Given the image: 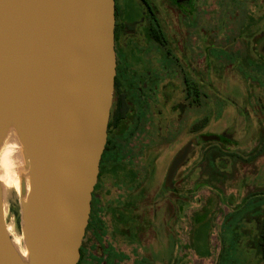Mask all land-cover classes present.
<instances>
[{"label":"rangeland","instance_id":"obj_1","mask_svg":"<svg viewBox=\"0 0 264 264\" xmlns=\"http://www.w3.org/2000/svg\"><path fill=\"white\" fill-rule=\"evenodd\" d=\"M151 2L171 56L148 37L136 0H118L136 22L115 48L137 107L126 120V167L121 156L124 168L103 176L80 264H264V0H195L191 22L167 0ZM189 140L170 192L166 170ZM6 202L21 236L15 192Z\"/></svg>","mask_w":264,"mask_h":264},{"label":"water","instance_id":"obj_2","mask_svg":"<svg viewBox=\"0 0 264 264\" xmlns=\"http://www.w3.org/2000/svg\"><path fill=\"white\" fill-rule=\"evenodd\" d=\"M113 29L114 0H0V144L14 130L22 147L27 251L6 232L0 183V264H78L107 138ZM193 144L175 154L167 187Z\"/></svg>","mask_w":264,"mask_h":264},{"label":"flooded vegetation","instance_id":"obj_3","mask_svg":"<svg viewBox=\"0 0 264 264\" xmlns=\"http://www.w3.org/2000/svg\"><path fill=\"white\" fill-rule=\"evenodd\" d=\"M137 4L141 8V13L145 15L144 19L147 20V28L146 32L148 37L151 39L149 34L151 33V29L154 26L153 18L155 19L156 28L163 34L160 18L158 16V9L157 7L152 4L151 0H136ZM170 3L175 11H177L178 15L182 16L188 22H191L194 19L195 15V0H167ZM149 7L151 10L147 9ZM135 11L131 13L132 17L134 16ZM126 11L122 13V9L118 4V0H114V52H115V77H114V86H113V93H112V102L109 111V118L107 123V138L106 144L103 150V153L100 158L99 162V172L97 177V182L93 188V192L91 194V202H90V214H89V221L91 220V214L93 211V203L97 201V198L100 197V192L103 190L104 181L103 176L107 175L108 170H112L113 168H118L123 166L120 159L117 161L118 158L121 156L123 157V162L125 163L126 167V120L127 117L131 112H134L136 109V100L132 98L129 94L128 87H126V72H125V60L121 58V55L117 54V50L115 48V44L120 36H126L127 33L133 32L134 27L136 25L135 21H126ZM164 35V34H163ZM165 37V36H164ZM166 39V38H165ZM153 42L157 43L161 47H163L158 42L151 39ZM167 43V40H166ZM168 46V44H167ZM261 53L264 54V40L259 45L258 49ZM263 56V55H262ZM184 83V94L186 98L191 99V103L194 104V86L190 83L187 77L183 78ZM143 106L142 103H140ZM177 109H181V107H177ZM208 137V136H207ZM216 137V136H215ZM206 138V137H205ZM205 140V139H204ZM193 141V140H189ZM188 141V142H189ZM206 141H213V140H206ZM187 142V143H188ZM186 143V144H187ZM184 144V146L186 145ZM183 147V146H182ZM179 151V150H178ZM177 151V152H178ZM122 154L120 155V153ZM176 152V153H177ZM175 153V154H176ZM191 152L186 156L182 165L188 160ZM175 156V155H174ZM174 158V157H173ZM172 158V160H173ZM171 160V162H172ZM118 162V164H116ZM170 162V164H171ZM169 164V166H170ZM182 165L175 171L173 178H172V188H169L165 185V178L163 181L164 187L168 191L174 190V178L176 173L182 167ZM123 166V168H124ZM168 166V168H169ZM167 168V170H168ZM126 169V168H125ZM166 170V173H167ZM166 176V174H165ZM126 179V177H125ZM87 224V226H88ZM87 228V227H86ZM91 228V227H90ZM86 230V229H85ZM90 230V229H89ZM88 230V232H89ZM88 232L84 234L83 240H85ZM82 242L84 243V241ZM82 244V243H81ZM264 246V245H263ZM81 247V246H80ZM80 252V249H79ZM80 259V258H79ZM79 262V261H78Z\"/></svg>","mask_w":264,"mask_h":264},{"label":"bare ground","instance_id":"obj_4","mask_svg":"<svg viewBox=\"0 0 264 264\" xmlns=\"http://www.w3.org/2000/svg\"><path fill=\"white\" fill-rule=\"evenodd\" d=\"M22 147L14 130H9L4 140L0 144V183L3 187V213L5 229L12 240L19 254L25 258L27 251L21 246V236L16 234L12 219L6 220V198L13 191L18 198H25L20 191L19 177L24 175L26 178ZM25 191L28 190V183L25 179Z\"/></svg>","mask_w":264,"mask_h":264},{"label":"trees","instance_id":"obj_5","mask_svg":"<svg viewBox=\"0 0 264 264\" xmlns=\"http://www.w3.org/2000/svg\"><path fill=\"white\" fill-rule=\"evenodd\" d=\"M147 9L149 11L151 10L149 7H147ZM153 21H154V23H153L154 26L150 30L151 33L149 34V36L151 37V39H153L154 41L158 42L159 44H161L163 46V48L165 49V55L166 56H171V53H170V50H169V48L167 46L166 39H165L164 35L162 33H160V31L156 28L157 26L155 24V19L154 18H153ZM198 98H199V95H198L196 89L194 88V103H196V104L198 103ZM226 135L227 134H223V136H221L219 138L221 140H223V139L226 138ZM263 151L264 150H260L258 153L261 154ZM90 227H91V220L89 221V224H88V226H87V228L85 230V233L88 232ZM259 243L261 244V246L264 245V224H263L262 230L260 231ZM82 250H83V242H82L81 247H80V257L82 256ZM80 260H79L78 264H80Z\"/></svg>","mask_w":264,"mask_h":264}]
</instances>
